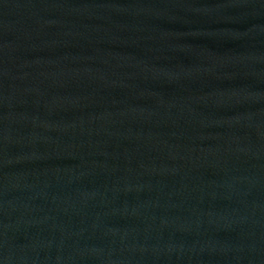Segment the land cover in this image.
<instances>
[{"label": "water", "instance_id": "1", "mask_svg": "<svg viewBox=\"0 0 264 264\" xmlns=\"http://www.w3.org/2000/svg\"><path fill=\"white\" fill-rule=\"evenodd\" d=\"M0 264H264V0H0Z\"/></svg>", "mask_w": 264, "mask_h": 264}]
</instances>
